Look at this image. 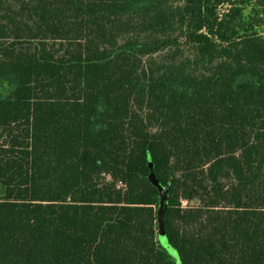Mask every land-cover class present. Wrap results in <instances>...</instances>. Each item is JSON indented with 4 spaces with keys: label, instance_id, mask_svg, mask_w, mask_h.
Masks as SVG:
<instances>
[{
    "label": "trees",
    "instance_id": "obj_1",
    "mask_svg": "<svg viewBox=\"0 0 264 264\" xmlns=\"http://www.w3.org/2000/svg\"><path fill=\"white\" fill-rule=\"evenodd\" d=\"M0 264H264V0H0Z\"/></svg>",
    "mask_w": 264,
    "mask_h": 264
},
{
    "label": "water",
    "instance_id": "obj_2",
    "mask_svg": "<svg viewBox=\"0 0 264 264\" xmlns=\"http://www.w3.org/2000/svg\"><path fill=\"white\" fill-rule=\"evenodd\" d=\"M158 218H159V232H158V235H159V240L161 242V244L167 248V249H172V247L169 245L168 243V240H167V237H166V234L164 232V227H163V221H162V218H163V211L159 210L158 211Z\"/></svg>",
    "mask_w": 264,
    "mask_h": 264
},
{
    "label": "rangeland",
    "instance_id": "obj_3",
    "mask_svg": "<svg viewBox=\"0 0 264 264\" xmlns=\"http://www.w3.org/2000/svg\"><path fill=\"white\" fill-rule=\"evenodd\" d=\"M166 204H167V192H166V189L165 188H160V210L164 212V209L166 207ZM188 204L190 205H195L196 202H190V203H184V206H187Z\"/></svg>",
    "mask_w": 264,
    "mask_h": 264
}]
</instances>
